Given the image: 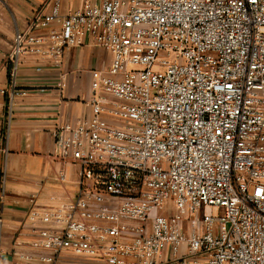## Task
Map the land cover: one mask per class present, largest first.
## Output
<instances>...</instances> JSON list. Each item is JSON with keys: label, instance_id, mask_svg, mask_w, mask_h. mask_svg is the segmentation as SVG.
<instances>
[{"label": "built area", "instance_id": "1", "mask_svg": "<svg viewBox=\"0 0 264 264\" xmlns=\"http://www.w3.org/2000/svg\"><path fill=\"white\" fill-rule=\"evenodd\" d=\"M60 6L52 0L14 35L7 125L25 57L59 65L90 37L112 59L91 70L90 115L52 129L56 156L81 169L74 194L45 204L33 195L25 221L38 254L14 253L47 264L64 253L97 264H264V0ZM55 179L69 182L64 170ZM5 190L2 175L0 206Z\"/></svg>", "mask_w": 264, "mask_h": 264}, {"label": "crops", "instance_id": "2", "mask_svg": "<svg viewBox=\"0 0 264 264\" xmlns=\"http://www.w3.org/2000/svg\"><path fill=\"white\" fill-rule=\"evenodd\" d=\"M101 0H61L60 12L67 14ZM52 0H0V177H6L5 196L0 206V264H47L19 258L14 251L38 254L29 245L34 238L25 221L33 195L39 204L50 196L66 198L76 190L80 167L56 156L52 129L67 121L90 115L86 102L91 96V70L107 71L112 55L86 37L81 46L65 51L60 64L25 57L16 77L23 94L15 99L7 125L6 95L9 84L6 57L17 30L24 31L36 13H49ZM37 32H43L37 29ZM40 66L41 71H37ZM64 81L59 87L58 81ZM64 170L69 182L56 179ZM56 264H97L80 255L64 253Z\"/></svg>", "mask_w": 264, "mask_h": 264}]
</instances>
